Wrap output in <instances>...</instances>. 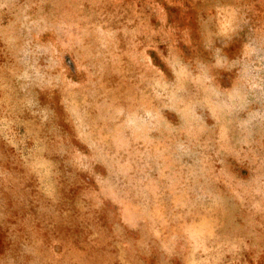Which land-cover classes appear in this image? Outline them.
I'll use <instances>...</instances> for the list:
<instances>
[{
  "label": "rangeland",
  "instance_id": "1",
  "mask_svg": "<svg viewBox=\"0 0 264 264\" xmlns=\"http://www.w3.org/2000/svg\"><path fill=\"white\" fill-rule=\"evenodd\" d=\"M0 264H264V0H0Z\"/></svg>",
  "mask_w": 264,
  "mask_h": 264
}]
</instances>
